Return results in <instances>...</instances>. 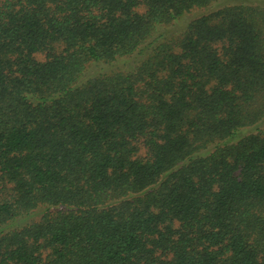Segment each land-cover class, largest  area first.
Returning <instances> with one entry per match:
<instances>
[{
	"label": "trees",
	"instance_id": "obj_1",
	"mask_svg": "<svg viewBox=\"0 0 264 264\" xmlns=\"http://www.w3.org/2000/svg\"><path fill=\"white\" fill-rule=\"evenodd\" d=\"M0 264H264V3L0 0Z\"/></svg>",
	"mask_w": 264,
	"mask_h": 264
},
{
	"label": "rangeland",
	"instance_id": "obj_2",
	"mask_svg": "<svg viewBox=\"0 0 264 264\" xmlns=\"http://www.w3.org/2000/svg\"><path fill=\"white\" fill-rule=\"evenodd\" d=\"M223 1H224V0H217V3H218V2H223ZM259 1H260L262 4L264 3V0H259ZM38 59L41 60L42 58L39 57Z\"/></svg>",
	"mask_w": 264,
	"mask_h": 264
}]
</instances>
